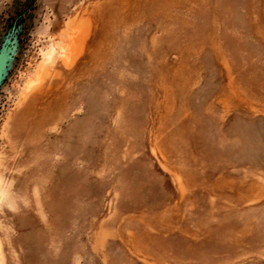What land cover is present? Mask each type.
Wrapping results in <instances>:
<instances>
[{
    "label": "rangeland",
    "instance_id": "374dc122",
    "mask_svg": "<svg viewBox=\"0 0 264 264\" xmlns=\"http://www.w3.org/2000/svg\"><path fill=\"white\" fill-rule=\"evenodd\" d=\"M0 264H264V0H0Z\"/></svg>",
    "mask_w": 264,
    "mask_h": 264
},
{
    "label": "water",
    "instance_id": "95a60500",
    "mask_svg": "<svg viewBox=\"0 0 264 264\" xmlns=\"http://www.w3.org/2000/svg\"><path fill=\"white\" fill-rule=\"evenodd\" d=\"M16 51L17 42L15 41V36L10 34V36L4 40L0 49V88L12 66Z\"/></svg>",
    "mask_w": 264,
    "mask_h": 264
}]
</instances>
